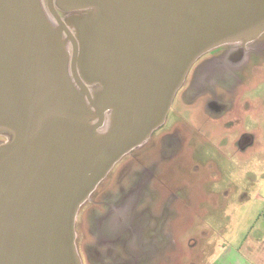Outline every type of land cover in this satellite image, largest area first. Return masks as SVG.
Segmentation results:
<instances>
[{
  "label": "water",
  "instance_id": "1",
  "mask_svg": "<svg viewBox=\"0 0 264 264\" xmlns=\"http://www.w3.org/2000/svg\"><path fill=\"white\" fill-rule=\"evenodd\" d=\"M66 1L87 11L77 34L55 0L47 19L42 0H0V264H82L80 208L165 122L192 64L264 32V0ZM81 95L96 118L72 109Z\"/></svg>",
  "mask_w": 264,
  "mask_h": 264
},
{
  "label": "rangeland",
  "instance_id": "2",
  "mask_svg": "<svg viewBox=\"0 0 264 264\" xmlns=\"http://www.w3.org/2000/svg\"><path fill=\"white\" fill-rule=\"evenodd\" d=\"M55 1L77 34L86 25L87 11L71 7L70 1ZM42 5L47 19L46 0ZM49 22L46 27L54 35L59 26ZM60 32L65 74L74 89L72 43ZM260 35L246 43L229 44L253 46ZM221 49L204 53L189 69L164 126L156 131H165L169 138L158 140L156 133L124 157L80 208L75 230L82 264H202L233 237L244 240L246 233L238 232L258 215L252 214L258 203L262 205L253 196L264 179V59L238 71L243 84L222 68L206 66ZM205 70L219 72L206 86V90L215 88L210 95L198 93V80ZM221 97L228 103L238 98V111L218 114L210 99ZM82 98L81 103L73 102L72 109L80 116L96 118L91 104ZM250 132L258 142L240 148ZM8 138L0 132V143Z\"/></svg>",
  "mask_w": 264,
  "mask_h": 264
},
{
  "label": "flooded vegetation",
  "instance_id": "3",
  "mask_svg": "<svg viewBox=\"0 0 264 264\" xmlns=\"http://www.w3.org/2000/svg\"><path fill=\"white\" fill-rule=\"evenodd\" d=\"M46 6L48 8V0H46ZM57 10H58L59 14L61 15V17L63 18L61 10L58 8V6H57ZM263 36H264V33L261 34L256 40H254L253 42H256V43L253 46H247V45L242 46L240 44H229V45L227 44L224 46L222 45L221 46L222 52L220 53V55L212 56L210 59H208L206 66H209V64H210V66L213 69L222 68V71H226L227 73L229 72L232 75L234 74L236 79L239 80L241 83H243L241 81V80H243V78L240 75H238V74H241L240 73L242 71L241 69H243L244 66H249L252 62H254V65L258 64V61H262L264 59V37ZM245 52H246V56L243 55V53H245ZM230 70H232V71H230ZM238 71H240V72H238ZM217 72H218V70H214V71L205 70L202 72V74L200 75L199 80H198V84L200 83L199 85H200V87L202 86V89L199 87L198 93L201 94L202 92H204V93H207L208 95L212 94V91H214L215 88L213 89V86H210V87H207V90H206V86H209V83H210L209 80H211L213 76H215V75L217 76V74L219 73V72L218 73ZM210 74H212V75H210ZM201 77H202V81H201ZM235 89H237V88L234 87L231 90H235ZM244 95H245V93H243L242 96H244ZM237 99L238 98H236V100H235V98H234V100L231 99V100H229L230 102L228 103V101L224 100L223 97H221L219 99L218 98H215V99L211 98L210 100H212V101H210V104L213 106V108L215 110L218 111L217 112L218 114L225 113L227 111L231 112V110H232V112L236 113L238 111V108H236L237 107ZM224 104H227L228 108L227 107L223 108V106H225ZM246 104H247L246 107L250 106L248 103H246ZM107 113H109V112H107ZM164 123L152 132L151 136L149 137V139L144 144H146L152 140L154 134L157 133L156 131H158L162 126H164ZM164 133H165V131H161V132L157 133V135H155V136H156V138H158V140H160L162 138L168 139L169 135H163ZM247 135L248 134H246L245 138H244L246 140L248 139ZM143 145H141L140 147H142ZM140 147H137L134 150H136ZM134 150H132L128 154L124 155L122 157V159L124 157H126L127 155H129L130 153H132ZM164 152H167V151L164 150ZM160 153H162V150ZM119 162H117V163H119ZM117 163H116V165H117ZM114 167H113V169H114ZM112 170L109 172V174L112 172ZM109 174L102 180V182L109 176ZM100 184L98 185V187L95 189V191L91 195L96 194Z\"/></svg>",
  "mask_w": 264,
  "mask_h": 264
},
{
  "label": "crops",
  "instance_id": "4",
  "mask_svg": "<svg viewBox=\"0 0 264 264\" xmlns=\"http://www.w3.org/2000/svg\"><path fill=\"white\" fill-rule=\"evenodd\" d=\"M248 135L250 138L247 140L244 139L242 143L240 140V148L243 149L247 143H250L249 146L251 147L258 142L253 133ZM245 197L248 195L246 194ZM253 197L254 201L262 202V205L258 203L257 209H254L252 213L258 214L257 216L254 215L253 219L259 217V220L253 221L251 219L253 222H246L247 225L238 232L246 233L244 240L236 236L233 237L231 241L225 242L219 247L210 261L202 264H264V179L260 181L259 189ZM167 217H171V215L168 214Z\"/></svg>",
  "mask_w": 264,
  "mask_h": 264
}]
</instances>
